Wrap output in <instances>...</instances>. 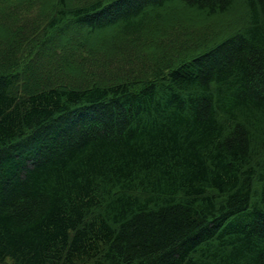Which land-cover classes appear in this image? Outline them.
Wrapping results in <instances>:
<instances>
[{
    "label": "trees",
    "instance_id": "16d2710c",
    "mask_svg": "<svg viewBox=\"0 0 264 264\" xmlns=\"http://www.w3.org/2000/svg\"><path fill=\"white\" fill-rule=\"evenodd\" d=\"M10 1L0 264H264V0Z\"/></svg>",
    "mask_w": 264,
    "mask_h": 264
},
{
    "label": "rangeland",
    "instance_id": "374dc122",
    "mask_svg": "<svg viewBox=\"0 0 264 264\" xmlns=\"http://www.w3.org/2000/svg\"><path fill=\"white\" fill-rule=\"evenodd\" d=\"M11 3H17L18 5H22L24 0H11ZM55 0H35L37 7L30 11V8H27V3L29 0H26V13L24 16H32L36 20H41V16L45 15L50 9H52ZM29 5V4H28ZM30 11V12H29ZM247 8L245 7L243 2L238 3L234 6L229 12L220 13L216 15H207L204 13H197L194 11H189L186 14L188 19H192L195 23H193L194 27L201 28H215L216 30L225 31L227 26L234 24L233 22L242 21L247 14ZM190 14V15H189ZM23 15V14H22Z\"/></svg>",
    "mask_w": 264,
    "mask_h": 264
}]
</instances>
